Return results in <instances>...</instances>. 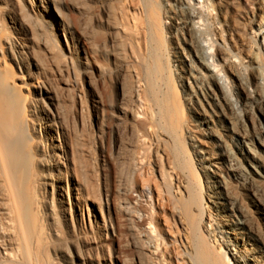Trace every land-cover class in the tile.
<instances>
[{
	"label": "bare ground",
	"instance_id": "bare-ground-1",
	"mask_svg": "<svg viewBox=\"0 0 264 264\" xmlns=\"http://www.w3.org/2000/svg\"><path fill=\"white\" fill-rule=\"evenodd\" d=\"M257 5L258 10L264 9V0H259ZM163 6L168 7L167 4ZM163 6L159 13L149 10L151 0H123L119 8L121 52L132 58L134 65L131 63L130 66L134 67L137 80L132 96L136 112L132 118L135 121L141 117L139 125L149 136L147 145L153 165L151 177H142L139 173L134 181L136 198L133 209L142 200L148 210L129 211L132 208L126 204L120 210L123 217L139 223V236L153 264H264L263 239L249 227L243 209L235 206L225 192V176L232 177L244 189L252 177L264 183V128L252 123L248 131L241 120L243 112L249 114L253 109L264 116V76L255 78V87L251 89L249 82L239 75L240 94L235 93L225 73L218 69L217 61H222L228 71L233 68L232 63L240 61L218 51L213 54L214 46H207L203 41L202 32L206 27L204 1L174 0L173 8L181 18L166 15ZM166 19L174 21V36H180L187 48H178L179 52L175 53L178 57H174L172 75L179 87L187 82L186 77L194 81L201 97L200 101L195 100L202 116L200 125L204 126L207 137L212 138L215 148L210 153L191 143L207 184L208 180L213 183V186H207L212 191L203 197L216 209L213 216L206 214L202 198L185 177L170 173L169 157L161 145L164 135L154 132L156 124L148 95L156 99L155 79L166 71L164 57L166 53L169 55L166 52ZM65 26L68 31L69 27ZM184 34L188 39L183 38ZM70 36L78 61V38L73 31ZM99 39V53L106 63L102 65L103 74L108 75L109 63L113 64L114 59L108 48L112 38L110 33H105ZM25 48L14 38L0 43V264H38L37 256L44 247L65 245L56 229L58 210L67 214L71 208L79 212L85 209V218L90 225L87 212L90 196L84 195V186L72 179L69 167L71 149L64 141L59 142L58 136L53 138L51 127L42 122L43 111L36 101L23 93L24 87L16 82L11 69L12 62L21 72ZM5 59L10 61L9 66ZM251 62L257 67L255 60ZM242 69L245 72V67ZM167 97L169 95H163V113L169 122L177 124V110ZM112 107L109 106L108 113ZM207 109L213 116L218 113L226 119L223 134L217 133L209 123ZM225 110L234 112L237 121L227 118ZM232 149L240 161L248 164V170L241 169V162ZM156 182L161 191L155 187ZM249 192L252 204L264 221V204L255 191ZM99 194L97 210L100 214L106 202L101 198V192ZM73 216L74 213L70 219ZM96 227L102 231L107 226L101 219L100 223L96 221ZM70 264L91 263L71 260Z\"/></svg>",
	"mask_w": 264,
	"mask_h": 264
},
{
	"label": "rangeland",
	"instance_id": "rangeland-1",
	"mask_svg": "<svg viewBox=\"0 0 264 264\" xmlns=\"http://www.w3.org/2000/svg\"><path fill=\"white\" fill-rule=\"evenodd\" d=\"M202 1L206 19L203 41L207 46H214L213 54L218 51L240 61L232 63L233 68L228 71L219 60L218 69L225 73L235 93L240 94L239 75L254 89L255 78L264 76V9L258 10L259 0ZM122 3L123 0H0V43L14 38L26 47L21 72L8 59H5L6 64H10L16 82L27 89L23 88V93L36 101L43 111L42 122L51 127L53 138L58 136V141H64L71 149L72 179L84 186L82 193H87L91 201L87 202L90 225L85 218V209L79 212L71 208L67 214L58 210L56 229L65 245L44 247L37 256L38 264H70L71 260L91 264H153L139 236V223L123 217L120 210L125 204L132 208L129 211L148 210L142 200L135 202L138 205L133 209L134 181L139 173L142 177H151L153 171L147 145L149 136L139 125L141 117L135 121L132 118L136 112L132 96L137 80L133 66H130L132 58L121 52L118 16ZM151 3L150 11L160 13L161 7L167 4L168 7L163 6L166 15L181 18L173 8L174 0H151ZM165 23L168 29L166 52L169 53L164 57L166 71L162 78L155 79L156 99L148 95L156 124L154 132L164 135L161 145L169 157L170 173L184 176L202 198L206 214L213 216L216 209L203 198L211 190L207 186L211 187L213 183L208 180L207 184L191 143L210 153L215 148L212 138L207 137L204 126L200 125L202 116L195 100L200 101L201 97L194 81L186 77L187 82L179 87L172 75L174 57H178L175 53L179 52L178 48H187L180 36H174V21L166 19ZM65 25L69 27L68 31ZM72 31L79 42L78 61L72 50ZM105 33H110L112 38L108 48L114 58L113 64L109 63L108 75L103 74L102 65L106 63L99 53V37ZM183 38L188 39V35L184 34ZM252 60L256 61L257 67ZM193 62L196 65V61ZM182 74L186 76L184 72ZM165 94L175 105L177 124L169 122L163 113ZM110 105L113 107L108 113ZM201 105L204 107L203 102ZM207 113L211 126L223 134L226 119L218 113L213 116L208 109ZM225 114L233 121L238 119L232 111L225 110ZM241 120L248 131L252 123L264 128V116L257 109L249 114L243 112ZM234 154L240 161L238 154ZM240 162L243 171L249 169L247 163ZM225 178V192L230 201L243 209L249 227L264 242V221L249 194V191H255L264 204V183L252 177L246 185L247 190L232 177ZM155 185L158 191L162 190L157 182ZM100 192L106 205L99 214ZM211 200L213 202L214 198ZM72 213L75 216L70 219ZM101 219L107 226L102 231L96 227V221L100 223Z\"/></svg>",
	"mask_w": 264,
	"mask_h": 264
}]
</instances>
